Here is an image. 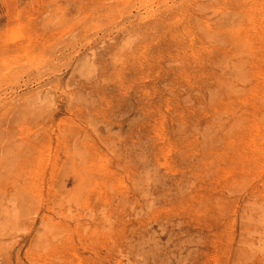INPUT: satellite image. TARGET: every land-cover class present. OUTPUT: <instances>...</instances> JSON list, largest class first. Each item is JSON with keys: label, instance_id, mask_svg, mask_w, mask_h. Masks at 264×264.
Segmentation results:
<instances>
[{"label": "rangeland", "instance_id": "obj_1", "mask_svg": "<svg viewBox=\"0 0 264 264\" xmlns=\"http://www.w3.org/2000/svg\"><path fill=\"white\" fill-rule=\"evenodd\" d=\"M0 264H264V0H0Z\"/></svg>", "mask_w": 264, "mask_h": 264}, {"label": "bare ground", "instance_id": "obj_2", "mask_svg": "<svg viewBox=\"0 0 264 264\" xmlns=\"http://www.w3.org/2000/svg\"><path fill=\"white\" fill-rule=\"evenodd\" d=\"M247 64V63H246Z\"/></svg>", "mask_w": 264, "mask_h": 264}]
</instances>
